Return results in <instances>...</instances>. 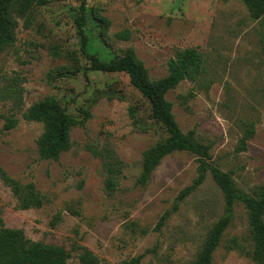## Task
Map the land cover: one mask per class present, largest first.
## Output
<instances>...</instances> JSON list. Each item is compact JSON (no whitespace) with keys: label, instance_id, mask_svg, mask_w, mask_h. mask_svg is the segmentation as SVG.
Instances as JSON below:
<instances>
[{"label":"rangeland","instance_id":"374dc122","mask_svg":"<svg viewBox=\"0 0 264 264\" xmlns=\"http://www.w3.org/2000/svg\"><path fill=\"white\" fill-rule=\"evenodd\" d=\"M79 5L80 0H46L12 10L15 42L0 55V92L17 81L21 105L0 99V168L22 185L32 183L43 202L17 209L0 180V219L32 241L62 247L67 264H80V248L98 264H121L138 255L141 264H191L223 214L222 194L206 172L180 198L198 176L196 157L182 151L162 158L145 186L137 184L142 153L165 133L127 75L84 74L88 59L73 21ZM85 7L89 52L110 60L131 49L151 80L167 75L177 51L196 49L203 72L165 95L174 119L182 133L192 131L210 147L208 161L229 173L238 190L253 194L264 186V19H252L239 0H85ZM96 17L109 21L104 35ZM122 31L128 39L116 37ZM49 96L77 120L84 110L90 114L83 127L71 130V148L56 161L38 156L42 125L20 117ZM9 117L17 123L4 130ZM106 145L123 162L112 195L104 192L100 159L86 149ZM240 247L251 245L246 210L236 204L212 264H254Z\"/></svg>","mask_w":264,"mask_h":264},{"label":"trees","instance_id":"16d2710c","mask_svg":"<svg viewBox=\"0 0 264 264\" xmlns=\"http://www.w3.org/2000/svg\"><path fill=\"white\" fill-rule=\"evenodd\" d=\"M46 0H0V55L3 50L15 42L14 30L16 23L12 17V10L18 4L20 11H25L31 5H41ZM250 17L254 20L264 19V0H239ZM100 27V33L105 34L109 27V21L105 17H96ZM79 36L81 53L88 59V67L84 74L90 72L124 73L128 77L129 84L136 89L148 102L150 117L165 133V137L157 141L142 153L140 173L137 184L145 186L152 172L161 159L173 152H188L196 157L198 162V176L192 185L186 187L180 198L193 189H196L204 180L205 173L209 172L211 179L222 194L223 214L211 226L206 234L195 260L191 264H212V255L220 244L223 233L231 223L233 207L240 204L247 213L250 249L240 251L254 264H264V186L253 194H247L238 190L227 172L221 171L212 165L208 145L196 140L192 131L182 133L171 112V103L165 99L168 91L173 90L181 81H195L203 72L202 55L193 48L179 50L169 60L167 75L158 80H151L143 63L139 61L131 49L123 52L122 56L110 60H102L97 53L91 54L88 50V35L85 31L86 7L85 0H80L78 15L73 19ZM127 31L118 32V39H128ZM261 49L264 59V34L261 38ZM21 88L17 81L8 85L6 90L0 92V99L11 100L14 107L20 108ZM96 102L92 99L90 104ZM132 114V113H131ZM82 118L75 119L66 113L57 100L46 97L31 104L20 112V117L26 122H36L42 125V133L36 140V149L39 158L56 161L60 155L71 148L70 133L75 126H84L90 114L88 109L81 112ZM17 120L13 117L5 119L4 130L13 128ZM251 137V132L246 139ZM244 144V143H243ZM86 149L100 159L101 174L104 192L112 195L122 174L123 162L117 153L108 145L101 149L86 146ZM0 180L9 188L16 199V208L26 210L38 208L42 205V197L32 183L22 185L18 180L10 177L0 168ZM169 213H165L157 222L155 230H159ZM131 229L134 223L129 224ZM235 243L230 248H235ZM142 255L124 260L121 264H141ZM69 254L60 246L32 241L25 237L20 229L7 228L0 219V264H67ZM80 264H98V258L85 248H80L78 255Z\"/></svg>","mask_w":264,"mask_h":264}]
</instances>
